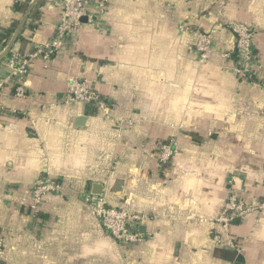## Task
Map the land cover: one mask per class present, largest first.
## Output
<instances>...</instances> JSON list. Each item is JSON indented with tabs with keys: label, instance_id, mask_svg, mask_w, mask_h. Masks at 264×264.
Wrapping results in <instances>:
<instances>
[{
	"label": "crops",
	"instance_id": "1",
	"mask_svg": "<svg viewBox=\"0 0 264 264\" xmlns=\"http://www.w3.org/2000/svg\"><path fill=\"white\" fill-rule=\"evenodd\" d=\"M20 1L0 0V32L18 27L32 0L24 12ZM60 1H45L35 29L27 18L11 53L52 39ZM99 2L89 0L93 21L72 51L31 62L26 97L13 96L8 56L0 65L2 264H264V212L231 224L236 249L212 240L229 185L247 203L263 194L264 0ZM229 23L253 29L252 81L224 56L234 48ZM204 32L213 49L201 63ZM76 78L108 109L63 103ZM170 141L175 154L161 166L157 148ZM47 177L62 193L46 195L37 218L32 190ZM87 193L147 217L136 226L142 241L119 245L87 210Z\"/></svg>",
	"mask_w": 264,
	"mask_h": 264
},
{
	"label": "built area",
	"instance_id": "2",
	"mask_svg": "<svg viewBox=\"0 0 264 264\" xmlns=\"http://www.w3.org/2000/svg\"><path fill=\"white\" fill-rule=\"evenodd\" d=\"M99 2L100 10H103V2ZM59 19L55 26L54 36L48 42L36 45L33 49L23 55L11 53L7 57V66L11 71L10 84L12 85L13 96L16 98L26 97L25 81L29 73L31 62L35 60L48 61L56 54L72 51L75 47L77 33L82 26V19L92 22L93 18L88 13L89 0H61ZM186 30L184 26L179 27ZM229 30L234 36V48L231 53L224 54L231 57L235 54L236 62L234 73L245 80L254 79L252 65L255 61L253 49V29L246 24L229 23ZM213 49L212 32H204L198 35L194 51L201 63L210 60ZM63 103H80L91 105L98 112H104L109 106L106 98L101 96L95 86L84 79H71L67 85V91L61 97ZM1 107V105H0ZM174 143H162L157 148V159L160 164H168L175 154ZM264 177V169H263ZM231 184V182L229 183ZM61 194L62 185L57 180L49 177L36 183L32 190V205L30 206L33 215L41 209L42 200L48 194ZM83 202L89 213L96 218L101 228L110 235L122 247H130L142 241V235L137 232L136 226L147 220L144 215L133 214L107 204L102 196L87 193ZM264 212V189L262 197L255 203H247L229 185L228 195L218 216L214 219L220 228V233L213 235L212 240L216 245L236 249L230 234L229 228L235 220H240L251 213ZM3 261V250L0 242V264Z\"/></svg>",
	"mask_w": 264,
	"mask_h": 264
},
{
	"label": "trees",
	"instance_id": "3",
	"mask_svg": "<svg viewBox=\"0 0 264 264\" xmlns=\"http://www.w3.org/2000/svg\"><path fill=\"white\" fill-rule=\"evenodd\" d=\"M30 0H22L20 1L19 3H16L14 5V9L17 10V11H20V12H24L25 9L27 8L28 6V3H29ZM45 1H51V0H39L37 6L31 11L29 17H28V23H27V27L26 28H30V29H35L36 26H37V20H38V16H40V9L41 7L44 5ZM16 25L17 23H12L11 27H9L8 29H5V30H1L0 32V48H3L11 34H13V32L15 31V28H16ZM11 53L8 54V56L10 55ZM233 60L236 62V57H235V54L231 55ZM2 61L0 62V65H1ZM87 109L89 111H93L95 112V108L91 105H86ZM4 111V108L1 106L0 107V113ZM161 166H165L167 164H160ZM40 211L36 212V216L37 218L40 216ZM235 255V254H234ZM233 257V256H232ZM239 260V257H236V261Z\"/></svg>",
	"mask_w": 264,
	"mask_h": 264
},
{
	"label": "water",
	"instance_id": "4",
	"mask_svg": "<svg viewBox=\"0 0 264 264\" xmlns=\"http://www.w3.org/2000/svg\"><path fill=\"white\" fill-rule=\"evenodd\" d=\"M38 2H39V0H32L31 4L29 5L28 9L25 11V13L23 15V19L20 21L18 27L16 28L14 35L11 37V39L9 40L7 45L3 48L2 52L0 53V61H2L11 52V49H12L22 27L24 26L25 21L27 20L31 11L36 7ZM82 22H86V19L83 18ZM92 194L99 195L98 193H92Z\"/></svg>",
	"mask_w": 264,
	"mask_h": 264
}]
</instances>
